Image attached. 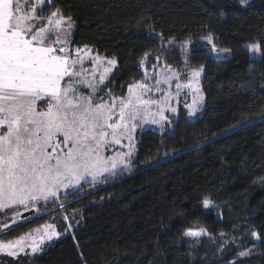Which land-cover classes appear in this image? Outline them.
I'll return each instance as SVG.
<instances>
[{
	"label": "trees",
	"instance_id": "obj_1",
	"mask_svg": "<svg viewBox=\"0 0 264 264\" xmlns=\"http://www.w3.org/2000/svg\"><path fill=\"white\" fill-rule=\"evenodd\" d=\"M56 6L74 18V47L88 45L118 60L109 82L114 95L161 65L167 44L155 33L193 40L206 108L195 120L179 114L170 133L141 132L130 174L87 186L65 201L70 207L56 211L49 204L40 209L51 210L47 215L3 235L12 239L54 221L59 229L68 215L79 220L72 234L49 244L34 264H264V47L258 61L246 48L264 42V0L246 6L241 0H56ZM209 33L232 59L214 60L198 45ZM206 197L215 206L205 209ZM6 211L0 216L12 214ZM201 228L208 236L194 245L184 232ZM245 229L261 240L222 244V234L239 237ZM242 251L250 255L241 258Z\"/></svg>",
	"mask_w": 264,
	"mask_h": 264
},
{
	"label": "snow or ice",
	"instance_id": "obj_2",
	"mask_svg": "<svg viewBox=\"0 0 264 264\" xmlns=\"http://www.w3.org/2000/svg\"><path fill=\"white\" fill-rule=\"evenodd\" d=\"M74 23L56 0H0V212L10 210L13 222L49 204L56 211L70 207L65 201L87 186L103 187L130 174L136 167L138 129L154 125L163 134L181 105L194 118L205 101L199 83L203 67L183 69L181 82V72L167 64L155 74L145 71L126 93L112 95L115 89L106 81L117 60L93 54L88 45L74 47ZM148 27L155 33L153 24ZM155 34L162 45H174L175 37ZM205 39L215 51L212 35ZM262 47L264 42L248 45L253 53ZM140 66H145L143 59ZM210 203L204 198L203 207ZM63 221L59 229L56 221L45 224L43 231L34 229L41 232L38 239L31 233L16 239L0 234V254L12 258L5 264H28L27 257L71 235L79 223L68 215ZM184 235L198 238L207 232L201 228ZM251 236L261 240L255 230ZM222 244L229 241L222 238Z\"/></svg>",
	"mask_w": 264,
	"mask_h": 264
},
{
	"label": "rangeland",
	"instance_id": "obj_3",
	"mask_svg": "<svg viewBox=\"0 0 264 264\" xmlns=\"http://www.w3.org/2000/svg\"><path fill=\"white\" fill-rule=\"evenodd\" d=\"M249 2H250V0H247V2L243 3V5L246 6ZM74 31H75V24H74V28H73V33H74ZM166 44H167V43H166ZM198 45H201V46H204L205 48H208V55L210 56V58H212V59H214V60H230V59H232V53H231V51H227V52H225L224 49L218 47L217 45H216V49H215V51H213V50H212V45L209 44L205 38L200 39V40L198 41ZM169 48H171L172 50H171V51H168V53H167L166 57L163 59L161 65H160L158 68H155V69L152 71V73L150 72L151 74L158 73V72H159V71H160V70H161V69L167 64V65H170L171 68H172L173 70H175V71H180V72H181V75H182V81H181V82H184V81H183V71H182L183 69L187 68L188 71H191V70H193V69H199L200 67H203L202 64H199L197 61H195V58H196V57H195V53H194V51H195V49H196V45L194 44L193 40H190V39L183 40V41L175 40L174 45H168V44H167V49H169ZM246 48H248V45L246 46ZM92 49H93V48H92ZM248 50H249V48H248ZM249 51H250V50H249ZM250 52H251V51H250ZM93 54H96V52H95L94 50H93ZM261 56H262L261 51H260L259 53H253V52H251V58H252L253 60H257V61H258L259 59H261ZM115 59H116V58H115ZM116 60H117V59H116ZM117 67H118V60H117ZM116 69H117V68H116ZM116 69H114L113 74L115 73ZM203 69H204V67H203ZM113 74H112V75H113ZM112 75L109 77L108 81H106V85H109V82H110V80H111ZM203 75H204V71L202 72V75H201V77H200V81H199V83H200V87H201V89H202L203 95H204V97H205V93H204L203 85H202ZM139 81H140V80H139ZM136 82H137V81H136ZM173 83H175V81H174ZM164 87H167V86H164ZM173 90H174V89H173ZM84 91L87 92L88 90H87V89H84ZM105 91H106V89H105ZM111 94H112V93H111ZM112 95H114V94H112ZM118 95H120V94H117V95H115V96H118ZM205 108H206V97H205V101H204V104H203V106H202L201 111H202L203 109H205ZM181 113L186 114V109H184L182 105L179 107V113H178V116H179V114H181ZM199 113H200V112H199ZM199 113H198V114H199ZM166 114H167V113H166ZM198 114H197V116H198ZM178 116H177V117H178ZM197 116L194 117V118H189L188 116H187V117H188L190 120H195V119L197 118ZM177 117H176V118H177ZM176 118H175V119H176ZM175 119H174V120H175ZM174 120H173V122H174ZM148 129H151V130H155V131H157V132H160V129H159L157 126H154V125H151V126L146 125V126H144V128H143L142 130H141V129H138V131H137V133H136V136H135V146H136V151H135V154H134V157H133V159H134L135 162H136V160H137L138 152H139V141H138V135H139L141 132H143V131H145V130H148ZM172 130H173V123H172L171 126H169V127L166 129V131H165L164 133H170ZM124 150L126 151V149H124ZM213 206H215V204L211 202V203H210V206H209L208 208H211V207H213ZM39 211H40V213H41V216L38 217V218H36V219H34V220L31 219L33 222L36 221V220H38V219H40L41 217H43V216H44L43 213H48V212H50L51 210H46V211H44V210H43V211L39 210ZM31 220L27 221L25 224H27V223H29V222H32ZM25 224H24V225H25ZM38 228H40L41 231H43V226H42V227H38ZM34 229H37V228H34ZM34 229H30V230H28V231H25V232L21 233L20 235L14 237V238H12V239H16V238H18L19 236H21V235H25V234H27V233H31L33 237H35V238L38 239V238L40 237V235H41V232H34V231H33ZM194 231H196V230H194ZM203 236H208V234H207V235H203ZM203 236L198 237V238H193V237H189V238L193 241V244L196 245V244H198L199 240H200ZM220 237H221V239H222V238H223V239H227V240L229 241V244L232 243V241H235L234 244H236V245H238V246H240V247L244 245V243H245L247 237H251V238H253V239L255 240L256 244L258 243V240L251 236V230H248V229H245V232H243L239 237H237V236H235V237L227 236V235H225V234H222ZM30 238H31V237H30ZM57 240H58V239H57ZM57 240H54L53 242H55V241H57ZM53 242H52V243H53ZM48 245H49V244H45V245H44V249H45ZM40 253H41V252H40ZM40 253H39V254H40ZM39 254H37V255H39ZM37 255H35V256H37ZM35 256H29V257H27L28 264H34V263L32 262V258L35 257ZM240 257H241V256H240ZM241 258H244V257H241ZM10 259H12V258H10V257H6L4 254H0V264H5V262H6L7 260H10Z\"/></svg>",
	"mask_w": 264,
	"mask_h": 264
},
{
	"label": "built area",
	"instance_id": "obj_4",
	"mask_svg": "<svg viewBox=\"0 0 264 264\" xmlns=\"http://www.w3.org/2000/svg\"><path fill=\"white\" fill-rule=\"evenodd\" d=\"M13 213L8 215L7 217L0 216V234L6 233L8 231L14 230L22 225H24L27 221L31 219H36L41 216L40 211L38 212H25L22 217H17L18 222H13ZM32 221V220H31ZM4 225H8L7 228Z\"/></svg>",
	"mask_w": 264,
	"mask_h": 264
}]
</instances>
